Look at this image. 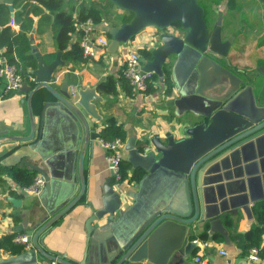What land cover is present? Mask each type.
I'll return each instance as SVG.
<instances>
[{
	"label": "water",
	"instance_id": "95a60500",
	"mask_svg": "<svg viewBox=\"0 0 264 264\" xmlns=\"http://www.w3.org/2000/svg\"><path fill=\"white\" fill-rule=\"evenodd\" d=\"M1 1L7 4L13 16V0ZM109 1L132 16L107 29V51L117 54L119 44H125L143 28L153 27L157 44L150 48L151 57L143 62L142 69L152 71L161 79L163 65L168 63L175 93L166 104L174 106L178 119L188 116L198 119L185 124V136L177 139L170 132L164 139L157 133L144 135L137 140L140 144H136L133 134L126 137L125 159L132 172L139 170L142 174L135 181V190L123 194L112 184L110 173L102 185L100 205L96 207L89 200L92 211L85 221V229L90 246L97 254L93 261L94 264H194L188 259L190 247L196 245L189 239L191 230L203 226L208 235L218 232L230 243L220 218L204 203L212 192V187L202 185L207 171L215 163L236 160V156L242 158L246 154L249 157L260 155V161L264 162V101H261L264 99V78L235 71L229 66L228 52L234 36L222 38L221 12L209 29L204 6L199 0ZM259 1L264 3V0ZM174 22L180 25H173ZM30 42L31 53L36 58V66L31 71L35 84L31 86L23 80L19 88L27 95L30 130L27 134L0 131V142H25L34 138L32 101L35 96L42 104V117L59 110L61 118L70 122L74 141L62 154L46 156L42 165L23 159L27 168L43 178L41 194L45 196L37 204L33 222L28 223V211L24 209L21 222L13 227L26 234L31 247L0 257V264H30L38 258L55 260L59 264H86L85 254L77 260L45 248L41 236L85 193L84 149L98 135L74 101L76 91L68 90V81L53 86L57 80L55 71L64 64L61 50L56 51L52 60L46 61L32 38ZM41 89L50 97L40 94ZM86 89H77L80 95L77 102L95 115ZM172 92L173 87L170 94ZM80 130L83 143L74 165ZM39 144L40 141L31 144L32 150L39 152ZM258 169L263 172L264 163ZM74 179L79 181L75 190L72 189ZM54 183L62 187L61 197L51 193ZM126 196L132 201L125 205Z\"/></svg>",
	"mask_w": 264,
	"mask_h": 264
},
{
	"label": "crops",
	"instance_id": "0c3cea01",
	"mask_svg": "<svg viewBox=\"0 0 264 264\" xmlns=\"http://www.w3.org/2000/svg\"><path fill=\"white\" fill-rule=\"evenodd\" d=\"M84 1L88 5L92 3L102 4L108 9L107 16L96 24V33L107 36L106 33L109 27L117 26L123 22L122 17L131 18L132 16L129 11L121 10L105 0ZM248 1H255L256 4H248L249 12L253 16L246 19L255 20L258 27L241 26L242 22L239 17L240 27L238 30L242 32L236 34L235 29L234 32L230 33L234 36V40L228 52L229 66L238 72L256 70L257 74L264 78V3L259 0ZM33 3L35 2H29L25 7L32 8ZM78 3L76 0H64L63 8L66 10L72 8L74 11L73 15L76 16ZM236 3L238 4V0H236ZM12 4L14 16L16 11L23 9V3L16 4L13 0ZM237 4L231 10L236 9ZM211 7H214L215 17L218 13L217 11L223 15L221 35L222 38H225L229 35L228 24H230L228 22V0H219L218 4H212ZM28 15L32 19V27L26 33L29 38L33 39L34 45L46 61L52 60L56 51L61 49L55 45L50 22L42 19L39 12L29 11ZM13 16L10 15V19ZM8 23L15 32L20 29L18 23L12 25L10 20ZM155 34L156 31L153 27L143 28L125 44H119L117 54L108 52L106 46L94 45V56H84L86 59L79 62L65 60L61 50V59L64 64L56 69L57 80L53 83V86L58 87L63 80L68 81V90L76 91L73 99L92 131L97 133V135H100L106 120L112 117L116 124L123 126L127 136L133 134L136 141L144 135L148 136L153 133H157L159 137L164 139L167 132L172 133L177 139L185 136L183 131L185 124H190L198 119L191 116L178 119L174 115V106L169 103L166 104L167 99L175 93V82L173 83V92L169 95L164 92V86L160 79L154 80L152 91L146 90L140 93L134 91L133 88L131 94H127L124 91L119 78L122 77L123 62L128 51L131 49L137 50L145 46L151 48L156 45L157 42L153 40ZM71 35L72 42L78 40V23ZM145 60L147 59L141 55L142 63ZM2 61H5L4 48L0 47V62ZM32 69H28L30 76L29 80L26 81L31 86L35 84L31 74ZM107 76H111L117 81L115 92H104L99 88V83L104 81ZM79 87L82 89L88 88L85 91L87 92L86 96H88L90 104L95 107V115L90 114L77 102L80 97L77 94ZM39 93L50 97V94L45 89H41ZM95 95L99 97L97 98ZM26 96V93L19 90L5 94L3 92V79L0 77V131H5L6 134H27L29 132L30 120ZM261 101H264V99L261 98ZM41 111L42 104L35 96L32 101V112L36 125L35 136L30 141L25 142L13 140L0 142L1 165H13L31 171L23 163V159L33 164L42 165L46 156H49V154H62L73 143L74 128L70 122L61 118L60 111L50 112L47 117H42ZM41 129L42 135L40 134ZM80 129H82L81 126ZM80 136L79 145L75 152L74 165L83 143V131L81 130ZM95 138L90 140L91 144L86 146L83 154V166L86 177L85 193L72 208L67 210L41 236L45 248L59 255L66 253L77 260H81L83 254H85L86 264H94L93 259L97 255L90 246L91 243L85 229V221L92 211L88 202L92 200L94 206L100 205L102 185L110 177V171L105 160V151L97 144ZM37 141H40L39 152L32 150L31 145ZM124 155L126 157V152ZM260 157V155L249 157L247 154L242 158L236 156V160L225 159L221 163H215L213 168L207 171V174L203 177L202 185L203 187H212V192L206 196L204 203L209 205L213 212L216 213L215 215L220 218L228 232L230 243L224 241L223 236L218 232L213 234L215 237L212 236L203 240L199 232L205 228L199 226L195 230L190 231L189 239L206 241L207 244L191 246V253L188 256L190 261L194 262V255L200 253L208 264H264V256L260 260L250 261L247 258V253H241V249L234 242L232 236L234 232L241 233L246 231L255 223L253 205L259 199L264 198V171H258V167L262 166L264 162L260 161ZM127 172L128 177L120 182H115L113 178L111 179L114 187L118 190L121 189L123 194L129 190H135V181L129 179L132 172L131 165ZM0 179L2 180L0 181V237L14 232L22 233L19 230H13V227L22 220L21 211L26 209L28 211V223L33 222L37 204L45 194H27L22 192L18 187L19 184L10 177L3 175ZM59 183H54L52 186L51 193L53 196L59 194L61 197L63 195V192H61L62 187ZM76 186H79V181L74 179L72 189L75 190ZM124 201L126 205L132 200L126 196ZM217 235L222 238H217ZM263 244L264 238L262 240ZM220 249H224L226 254H220ZM8 255L5 250L0 248V257ZM130 264L141 263L131 262ZM194 264L198 263L194 262Z\"/></svg>",
	"mask_w": 264,
	"mask_h": 264
},
{
	"label": "trees",
	"instance_id": "16d2710c",
	"mask_svg": "<svg viewBox=\"0 0 264 264\" xmlns=\"http://www.w3.org/2000/svg\"><path fill=\"white\" fill-rule=\"evenodd\" d=\"M33 3V7H25L29 2ZM77 1V0H76ZM108 1L110 4L111 2ZM201 3V0H199ZM14 3H23V9L15 12L13 19L18 23L20 29L15 32L9 25L10 13L6 4L0 1V47L4 48L5 61L12 63L16 66L17 72L22 76L23 80L28 81L30 76L29 68L36 66V58L31 53L30 38L26 33L32 27V19L29 17V11L34 13L39 12L42 19H46L50 22L52 36L55 45L63 51V58L65 60H72L74 62L84 61L86 58L82 54L79 40L82 36L81 30H79L78 40L72 42V32L76 29L78 21L85 20L90 17L97 24L101 22L104 17L107 16L108 9L105 5H98L96 3L87 4L84 0L78 3L77 14L73 15V9L66 10L63 8L64 0H14ZM219 0L209 1V7L207 9L204 6L205 12L209 10L212 12L211 5L218 4ZM202 4V3H201ZM236 0H228V8L232 9L236 7ZM215 14V13H214ZM123 21H127L130 17H122ZM173 25L179 26V22H174ZM109 37L108 33H106ZM140 57L141 55L146 59H150V47H142L137 49ZM160 79L155 73H153L152 80L148 84L146 90L152 91L154 88V80ZM120 83L127 94L132 93V86L128 80L123 76L119 78ZM164 86V92L170 94L172 91L173 83L170 77V65L165 63L163 65V77L160 79ZM117 81L111 76H107L106 79L99 83V88L104 92H115ZM100 136L104 138L119 137L125 140L127 132L122 125L116 124L114 118L110 117L106 120L104 127L100 132ZM136 144H140L137 141ZM130 168V163L124 159L120 164L121 177L124 179L128 177L127 170ZM141 171L135 170L130 174L129 179L137 181L141 176ZM8 176L14 182L19 185L29 184L36 173L28 171L24 168L13 165H1L0 164V178L1 176ZM0 181H2L0 179ZM253 215L255 223H253L246 231L241 233L232 234L234 242L241 249V253H248L249 248L256 246L260 247V254L263 255L264 244L262 240L264 238V198L259 199L253 205ZM17 232L3 235L0 237V248L5 250L8 254H15L23 249L20 243L14 241V237ZM200 237L206 240L208 235L206 228L199 232ZM215 237V236H213ZM217 238H222L220 235Z\"/></svg>",
	"mask_w": 264,
	"mask_h": 264
},
{
	"label": "built area",
	"instance_id": "2783aa9c",
	"mask_svg": "<svg viewBox=\"0 0 264 264\" xmlns=\"http://www.w3.org/2000/svg\"><path fill=\"white\" fill-rule=\"evenodd\" d=\"M83 0H77L81 2ZM10 23L15 25L16 22L13 18L10 19ZM79 30L82 32V36L79 40V45L82 50V54L85 57L94 56V45L106 46L109 42V38L105 34L96 33V23L90 17L85 20L78 21ZM156 35V34H155ZM154 35V37H155ZM154 40V39H153ZM152 44V43H151ZM142 61L139 53L135 49L128 51L121 74L128 80L133 90L136 92H145L148 84L152 80L153 72L150 70L142 69ZM0 77L3 79V92L5 94L17 92L23 81L22 76L17 72L16 66L7 61L0 62ZM97 144L105 151V160L108 170L110 171L112 178L115 182L123 180L120 172L121 161L125 159L124 140L119 137L104 138L98 135L95 138ZM19 189L27 194L39 195L44 188V180L40 174H36L33 180L27 185H19ZM16 243H20L23 249L31 247V241L27 239L25 233H19L14 237ZM196 246L206 245V241H199L194 239ZM22 249V250H23ZM220 254H226L224 249L219 250ZM264 256L260 254V247L253 246L249 248L247 258L250 261H257ZM193 261L198 264H208L205 258H202L200 253H197L193 257ZM30 264H59L55 260H48L45 258H38Z\"/></svg>",
	"mask_w": 264,
	"mask_h": 264
},
{
	"label": "rangeland",
	"instance_id": "374dc122",
	"mask_svg": "<svg viewBox=\"0 0 264 264\" xmlns=\"http://www.w3.org/2000/svg\"><path fill=\"white\" fill-rule=\"evenodd\" d=\"M106 1V0H105ZM209 1L211 0H201V3L202 5L206 6L207 9L209 7ZM251 3V4H256L255 1H248V0H238V4H237V8L236 9H229L228 8V22L230 24H228V34L234 32H236V34H239V32H242V31H239V27H240V21H239V17L241 19V22H242V25L243 27L245 26H251V27H258L256 25V21L255 20H249L246 19L247 17H252L253 15L251 14V12H249V8H248V4ZM214 5V4H213ZM212 6V5H211ZM212 8V7H211ZM216 8V7H215ZM214 9V7L212 8V10ZM219 9V8H217ZM217 11V10H216ZM219 12V11H217ZM215 11H208L206 13V18L209 22V26L212 27L213 24H214V19H215ZM244 22V23H243ZM250 76H253L255 74H257V71L256 70H252L251 72H248ZM262 82H264V80H262Z\"/></svg>",
	"mask_w": 264,
	"mask_h": 264
},
{
	"label": "flooded vegetation",
	"instance_id": "af4514ba",
	"mask_svg": "<svg viewBox=\"0 0 264 264\" xmlns=\"http://www.w3.org/2000/svg\"><path fill=\"white\" fill-rule=\"evenodd\" d=\"M216 16H217V15H216ZM206 20H207V18H206ZM215 21H216V17H215V19H214V24H215ZM207 22H208V20H207ZM214 24H213V26H214ZM213 26L210 27V26H209V22H208V27H209L210 30L213 28ZM229 35H231V34H229ZM229 35H228V36H229Z\"/></svg>",
	"mask_w": 264,
	"mask_h": 264
}]
</instances>
